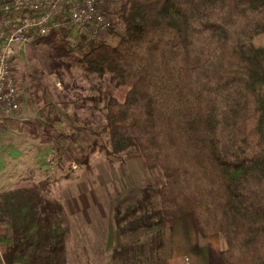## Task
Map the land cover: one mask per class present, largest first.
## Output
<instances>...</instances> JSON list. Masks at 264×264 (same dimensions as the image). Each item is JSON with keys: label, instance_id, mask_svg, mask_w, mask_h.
Masks as SVG:
<instances>
[{"label": "trees", "instance_id": "trees-1", "mask_svg": "<svg viewBox=\"0 0 264 264\" xmlns=\"http://www.w3.org/2000/svg\"><path fill=\"white\" fill-rule=\"evenodd\" d=\"M118 9L113 43L72 41L70 27L30 43L49 46L56 72L66 58L118 82L104 105L105 151L155 172L111 219L120 235L152 231L114 247L110 263L162 264L170 221L191 214L198 236H220L226 264H264V46L252 42L264 34V0H122ZM76 162L88 165L89 154ZM47 186L0 189V264H67L65 208Z\"/></svg>", "mask_w": 264, "mask_h": 264}, {"label": "rangeland", "instance_id": "rangeland-1", "mask_svg": "<svg viewBox=\"0 0 264 264\" xmlns=\"http://www.w3.org/2000/svg\"><path fill=\"white\" fill-rule=\"evenodd\" d=\"M100 1L113 24L101 38L113 43L112 33L123 28L118 9L122 0ZM76 34L72 29V41ZM252 42L264 46V34ZM49 50L41 40L25 45L15 56L20 106L0 124V189L20 181L46 180L47 194L65 208L67 264H112L107 258L113 247L132 236H114L113 208L123 209L155 172L128 153L105 151L104 105L118 82L107 75H91L79 62L66 58L56 72L49 65ZM77 128L81 130L71 144L70 134L75 136ZM48 135L53 143L45 141ZM86 153L89 164L77 163L76 158ZM165 254L161 249V257Z\"/></svg>", "mask_w": 264, "mask_h": 264}, {"label": "built area", "instance_id": "built-area-1", "mask_svg": "<svg viewBox=\"0 0 264 264\" xmlns=\"http://www.w3.org/2000/svg\"><path fill=\"white\" fill-rule=\"evenodd\" d=\"M112 25L100 0H0V124L20 106L14 62L21 48L53 28L70 27L93 40Z\"/></svg>", "mask_w": 264, "mask_h": 264}, {"label": "crops", "instance_id": "crops-1", "mask_svg": "<svg viewBox=\"0 0 264 264\" xmlns=\"http://www.w3.org/2000/svg\"><path fill=\"white\" fill-rule=\"evenodd\" d=\"M112 229L114 236H120L114 227ZM149 231L152 229L129 234L132 235L129 241L138 239L150 233ZM167 237L168 255L163 258L162 264H182L184 256L188 257V264H226L220 255L222 248L220 236L217 233L205 237L198 236L191 214L173 218L167 228ZM121 243L118 242L114 247Z\"/></svg>", "mask_w": 264, "mask_h": 264}]
</instances>
